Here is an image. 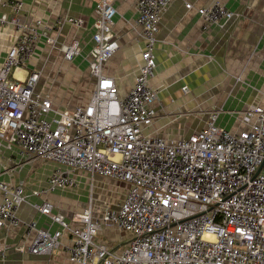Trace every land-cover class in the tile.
<instances>
[{"label": "built area", "instance_id": "obj_1", "mask_svg": "<svg viewBox=\"0 0 264 264\" xmlns=\"http://www.w3.org/2000/svg\"><path fill=\"white\" fill-rule=\"evenodd\" d=\"M115 1L97 0L99 19L89 64L96 81L94 93L88 104L67 109L55 106L54 96L39 89L44 67L23 80L15 71L32 64L41 41L54 46L53 33L60 34L67 25L82 28L83 21L60 16L51 25L43 20L23 24L19 15L24 3L0 0V7L12 11L11 16L0 14V25L16 29L0 67V152L9 149L20 164L40 159L53 165L45 185L29 192L22 181L0 180V230L22 225L26 237L35 233L26 250L47 256L62 247L67 232L72 244L64 250L72 264H264V105L246 112L253 119L247 130L220 126L215 111L204 129L187 138L146 133L157 116L158 91L151 85L157 35L174 0L137 1L142 64L123 97L114 79L103 72L119 50L113 34ZM186 7L191 9L192 4ZM197 12L206 27L222 25L235 15L220 2ZM80 49L75 39L61 46L68 62ZM182 91L188 92V87ZM79 174L87 175L92 187L100 177L129 188L118 206L100 213L91 196L75 218L77 226L55 213L51 203L30 202L78 188ZM24 204L61 228L50 232L36 221L21 219ZM106 226L129 236L125 248L117 251L97 240ZM0 254L6 258V250Z\"/></svg>", "mask_w": 264, "mask_h": 264}, {"label": "crops", "instance_id": "obj_2", "mask_svg": "<svg viewBox=\"0 0 264 264\" xmlns=\"http://www.w3.org/2000/svg\"><path fill=\"white\" fill-rule=\"evenodd\" d=\"M15 1V0H8ZM24 9L19 15L20 22L31 25L43 20L51 25L60 16L81 19L82 28L65 26L60 34L53 33L57 43L52 46L41 41L37 55L28 68L15 71V77L25 79L32 70H40L47 63L45 80L53 82L68 78L71 73L78 76V94L88 89L84 79L92 85L88 97L79 101L70 99L72 90L64 93L56 86L39 89L58 98V104L86 105L89 103L96 81L89 70L90 51L93 34L97 30V0H20ZM138 0H116L114 7L113 34L119 45L118 52L104 65L103 72L113 78L119 95L126 96L133 87L135 76L142 64L143 39L137 25ZM220 2L235 15L223 20L222 25L206 27L200 18L198 8ZM192 4L188 9L186 4ZM0 14L11 16L8 6L0 7ZM16 29L0 25V67L13 43ZM80 43V54L73 62L65 61L61 46L72 40ZM155 48L156 74L151 85L158 91L155 102L157 116L148 134H158L164 138H187L194 131L207 126L210 114L219 112L218 124L230 131L247 130L253 119L247 111L253 106L264 105V0H174L162 17ZM46 57L42 62L43 57ZM50 56V57H49ZM49 57V58H48ZM55 60L52 61V58ZM38 58V59H37ZM57 66L55 73H52ZM42 69V68H41ZM187 86L188 92L182 87ZM63 99V100H62ZM74 101V102H73ZM65 103V104H64ZM78 103V104H77ZM20 160L9 149L0 152V180L7 183L24 182L27 192L45 185L53 168L50 162L37 159L28 164ZM79 187L56 191L46 197H33L32 204L49 202L54 212L61 214L72 226H77L75 218L89 205L90 198L97 213L107 206L115 207L124 199L129 188L127 183L97 177L91 186L89 177L79 174ZM98 196V197H97ZM2 193L0 191V201ZM19 216L25 221H36L37 225L50 232L61 227L50 218L39 213L31 204L20 208ZM105 233H107L105 235ZM35 233L26 237L22 225L0 230V251L6 250V258L0 254V264H72L64 247L72 241L64 232L62 247L50 256L34 255L26 249L31 245ZM97 240L120 251L127 246L129 236L114 227H103ZM24 248L21 251V248Z\"/></svg>", "mask_w": 264, "mask_h": 264}, {"label": "rangeland", "instance_id": "obj_3", "mask_svg": "<svg viewBox=\"0 0 264 264\" xmlns=\"http://www.w3.org/2000/svg\"><path fill=\"white\" fill-rule=\"evenodd\" d=\"M50 57V56H49ZM48 57V58H49ZM46 57L44 56L43 57V59L41 60V62L45 59ZM78 58V57H77ZM77 58H75V60L77 59ZM38 59V58H37ZM53 60H55V57H53L52 58V61ZM74 60V61H75ZM45 61V60H44ZM47 63L45 62L44 63V65H43V67H44V70H43V75H42V77H43V80L45 79V77H46V75H47ZM41 65H40V67H39V69H41V68H43ZM56 70H57V66H54V69H53V71H52V73H55L56 72ZM84 82H85V85H84V87L85 88H87L88 90L87 91H84V92H81V93H79L78 94V76H75L73 73H71V75L68 77V78H64V79H61V80H59V81H57V83H56V85H53L52 83L53 82H51V81H47V80H45L44 82H42V83H40V88L42 87H44V85L45 86H56L57 87V89L59 90V91H61L62 93H64V95H63V97H65L66 96V93H68V89H71L72 90V92H71V94L73 95V96H71L70 97V99L72 100V99H74V101H76V100H80V99H83V98H87L88 97V91L89 90H93V87H92V85L90 86V84H89V82H88V84H87V80H85L84 79ZM52 95V94H51ZM54 98L57 100V96L56 95H54ZM63 100V99H62ZM73 101V102H74ZM65 104V103H64ZM78 104V103H77ZM58 106H61V107H64V108H71L72 107V105H67V106H65V105H62V104H58ZM98 197V196H97ZM107 233H105V235H106Z\"/></svg>", "mask_w": 264, "mask_h": 264}]
</instances>
